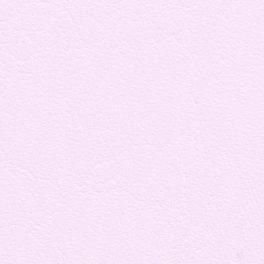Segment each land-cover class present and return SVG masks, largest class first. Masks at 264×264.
I'll return each mask as SVG.
<instances>
[{
    "label": "snow or ice",
    "instance_id": "obj_1",
    "mask_svg": "<svg viewBox=\"0 0 264 264\" xmlns=\"http://www.w3.org/2000/svg\"><path fill=\"white\" fill-rule=\"evenodd\" d=\"M0 264H264V0H0Z\"/></svg>",
    "mask_w": 264,
    "mask_h": 264
}]
</instances>
